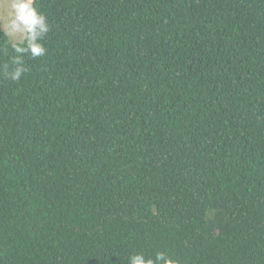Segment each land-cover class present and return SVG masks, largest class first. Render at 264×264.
<instances>
[{
    "label": "trees",
    "instance_id": "obj_1",
    "mask_svg": "<svg viewBox=\"0 0 264 264\" xmlns=\"http://www.w3.org/2000/svg\"><path fill=\"white\" fill-rule=\"evenodd\" d=\"M0 28V264H264V0H33Z\"/></svg>",
    "mask_w": 264,
    "mask_h": 264
},
{
    "label": "clouds",
    "instance_id": "obj_2",
    "mask_svg": "<svg viewBox=\"0 0 264 264\" xmlns=\"http://www.w3.org/2000/svg\"><path fill=\"white\" fill-rule=\"evenodd\" d=\"M33 0H13L11 7L15 16L8 24L9 34L19 32L23 29L26 33V46L13 45L17 56L13 58L14 69L9 72L12 81H20L26 69L23 66L22 54L30 52L32 57H39L45 53L42 44L36 41L42 38L49 30L46 18L32 6ZM129 264H177V261L165 253H157L155 258H145L144 255H133L129 259Z\"/></svg>",
    "mask_w": 264,
    "mask_h": 264
},
{
    "label": "rangeland",
    "instance_id": "obj_3",
    "mask_svg": "<svg viewBox=\"0 0 264 264\" xmlns=\"http://www.w3.org/2000/svg\"><path fill=\"white\" fill-rule=\"evenodd\" d=\"M12 3L13 0H0V28L7 35L11 43H22L26 36L23 29L12 34H9L8 31V24L15 16L14 9L11 7Z\"/></svg>",
    "mask_w": 264,
    "mask_h": 264
}]
</instances>
